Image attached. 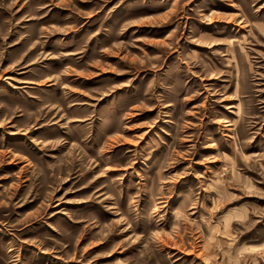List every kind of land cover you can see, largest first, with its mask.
I'll list each match as a JSON object with an SVG mask.
<instances>
[{
  "label": "rangeland",
  "instance_id": "374dc122",
  "mask_svg": "<svg viewBox=\"0 0 264 264\" xmlns=\"http://www.w3.org/2000/svg\"><path fill=\"white\" fill-rule=\"evenodd\" d=\"M0 264H264V0H0Z\"/></svg>",
  "mask_w": 264,
  "mask_h": 264
}]
</instances>
